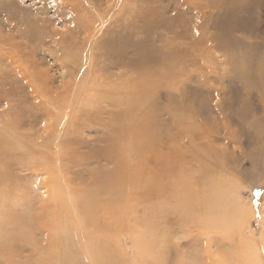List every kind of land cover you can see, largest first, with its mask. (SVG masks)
<instances>
[{
    "label": "rangeland",
    "instance_id": "374dc122",
    "mask_svg": "<svg viewBox=\"0 0 264 264\" xmlns=\"http://www.w3.org/2000/svg\"><path fill=\"white\" fill-rule=\"evenodd\" d=\"M209 1L203 0L204 3ZM236 3L234 1L224 5L220 11L219 23L223 25L226 21L235 20L241 26L243 24L240 22L254 25V38L252 35L243 34V31H240L242 34L238 36L244 53L251 55L250 61L255 73L252 74L261 78V69L255 64L260 55L264 57V6H258L260 0H249L248 5L243 8L232 6ZM191 4L193 5L192 0H0V102L4 101L0 103V121L5 120L3 117L7 120V123L0 122V128L2 127L4 133L8 131L6 135L9 139L6 141L12 146L11 155L15 158L12 161L15 163L13 167L17 164V169L12 168L9 176L0 173L3 176L0 175V183L7 192L0 191L4 193L6 200L11 196L4 213L6 220L11 218L12 214H27L29 207L38 211L40 206L36 205H42L45 199L49 201L46 189L41 188L39 184L43 179L36 177L32 170H25V165L33 167V162H37L28 159L29 152H33V149L39 150L38 152L45 151L52 164H56L60 158H56L57 145L54 144L62 142L68 152L69 166L65 173L71 185L66 184L67 181L65 182L59 173H56L59 175L57 179L62 181L64 189L66 185L75 188L84 184L89 187L95 174L113 168L106 160L96 157L97 152L105 150L110 144L100 139L111 134L110 122H115L118 113L129 109L138 118L143 117L150 108L165 119L173 118L175 114L181 119L186 116L190 123L194 121L196 133L211 141L212 149L210 147L207 150V146L199 147L195 159L189 162L190 164H181L183 173H180L179 181L187 189L186 192L198 196L204 194L206 184L210 185L214 193H224L227 200L237 203L239 210L234 208L230 210V215L226 216L229 224L227 230L214 227L201 229L199 221L206 218V213L199 210L203 209L202 203H197L196 211L183 219L182 213L174 211L178 206V199L167 196V201L159 198L156 199L157 202L152 200L154 204L149 201L136 206L128 214L130 217L126 218L129 221L125 220L128 223L121 221V228L117 227L121 233L111 232L109 239L103 237L102 233L94 234L99 236V239L109 240V245L113 244V250L121 249L117 256L123 257L120 262L122 264H145L137 250L146 244L155 249L156 257L162 258L164 264H246V259L252 251L257 252L259 263L264 264V134L254 137L255 132L250 131L254 126L248 128L246 123L249 124L250 121H245L250 116L241 119L236 113L246 103L249 93L252 94L251 104H244L243 110H247L251 115L250 110L253 109L256 113L257 109H261L258 105L259 98L256 96L258 92L255 87L242 84L234 76L228 64V55L223 57V53H217V47L214 50L217 52L212 55L215 60L211 61L212 64L206 63L203 57L206 54L203 55V52L207 51V45L198 29L200 27L196 25L197 20ZM217 12L211 13L210 27ZM231 25L235 23L231 22ZM256 37L258 39H255ZM113 47L117 48L114 50ZM15 51L18 54H15ZM67 54L70 56L66 57ZM20 55L24 57L21 58ZM89 62H93L94 68ZM164 63L172 64L173 69L164 72L161 68ZM10 64L13 65L12 68ZM90 65L96 72L89 71ZM26 66H31L33 74L37 72L35 80L42 84L40 88H43V92L36 83L31 84L30 71L19 70ZM26 72L29 76L24 78L28 83L23 80V74ZM87 74H95L101 84L93 82L92 87L91 84L82 82ZM107 80L110 85H120L122 81V86L125 85L126 89L116 86L112 96L108 92L110 86L104 85ZM26 83L28 85L24 86ZM262 86L264 88V82ZM90 94L94 96L89 98ZM44 96L55 98L44 102ZM206 97L207 101H202ZM47 110L51 112H46ZM84 110L89 113L91 110L92 114H86ZM95 117L97 122L94 121ZM251 117L253 124L256 122L253 119L255 116ZM10 119L14 126L10 125ZM224 122L228 130L222 129ZM79 125H88L91 128L89 131L80 132ZM46 129L49 131L45 132ZM229 131L239 140L238 144L237 141L227 142ZM66 151L58 153L57 157ZM16 152L19 156H16ZM75 157L88 159L72 165ZM204 157L208 159L206 163L202 161ZM212 157L221 161H213ZM167 181L163 180L162 186ZM16 199L18 201H15ZM25 201L27 205L20 206V203L26 204ZM30 201L33 203H29ZM150 205L156 207V213L151 215L152 220L149 216L148 219L145 217L149 215L146 211ZM1 207L0 205V214L5 209L4 206ZM148 221L152 228L147 229L150 226ZM32 228L30 226L29 232L35 250L47 247L50 243L49 236L36 226ZM141 233H147L144 235V244H139L137 239ZM30 247L24 246L25 250L20 252L19 256H16L15 252H0V264H33L35 254ZM75 253L78 254V249Z\"/></svg>",
    "mask_w": 264,
    "mask_h": 264
},
{
    "label": "bare ground",
    "instance_id": "6f19581e",
    "mask_svg": "<svg viewBox=\"0 0 264 264\" xmlns=\"http://www.w3.org/2000/svg\"><path fill=\"white\" fill-rule=\"evenodd\" d=\"M54 1H56V0H54ZM234 1H236L237 3L235 5H232V6H234L235 8H238V7L243 8L244 6L248 5L249 0H210L209 3H204L203 0L202 1L192 0L193 5L191 4L192 5L191 9L193 10V14L195 15V19L197 20L196 25L200 27L198 29H200V31L202 33V37L205 40V45H207V46H205L206 47L205 49H207V51L205 53L203 52V55L206 54L205 56H203L207 61L206 63H210L211 61L213 62L215 60L212 55H214V53L217 52V51H214L215 48L217 47L219 49V52H217V53H220V54L223 53L222 54L223 57L228 55L227 58L229 57V59H230V62L228 60V64L230 65L231 71L233 72L234 76L242 84L243 83L250 84L253 87H255V89L257 90L258 93H256V96H257V98H259L258 105H259V107H261V109L258 107L259 110L257 109L256 113L253 111V109L250 110V112L252 113L251 115L247 110H243L245 105H247V103L251 104L250 97L252 96V94L249 93V94H247L246 103H244L245 105L243 104V106L241 108H239L241 110H237L236 113L238 114V116L240 118L241 117L246 118V116H250V117H247L245 119V121H247V122L250 121L249 124L246 123V125H248V128L249 127L251 128L254 126V128L251 129L250 131H252V133L255 132L253 135L254 137H256V136L259 137L262 133L264 134V88L262 86L263 82H264V61H263L264 57H262L260 55L258 60H257V63L255 64V65L259 66V70L261 69V72H260L261 78H256L253 75L255 73H253L254 67L250 61L251 55L249 53H246V54L244 53L243 45H240V42H241L240 36H238L239 34H242V33H240V31H243V34L252 35L253 31L256 32L255 30H253L254 25L251 24L252 25L251 26L250 23H248V22H240L241 24H243V26H241L235 20L226 21L223 25H220V23H219L220 11H222V9L224 8V5L229 4V3H234ZM260 1H261V3H260V5L258 4V6L263 7L264 2L262 0H260ZM213 11H218V12L215 16H213L214 17L212 20L213 23L210 27L211 13H213ZM261 13H263V12H261ZM206 17H207V19L205 20L204 18H206ZM203 22H205L204 25H203ZM231 22H234L235 25H231ZM40 23H42V22H40ZM90 28H92V27H90ZM211 30L213 31V33H210ZM258 32H259V30H258ZM252 37H253V35H252ZM255 39H258V37H256ZM3 42H5V41H3ZM212 43L215 45L213 46ZM211 45L213 47H211ZM116 48H114V50ZM11 49H12V47H11ZM17 51H15V54H18ZM21 53H23V52H21ZM59 53H60V51H59ZM207 54H209V55H207ZM69 56H70V54L66 55V57H69ZM20 57L23 58L24 56L20 55ZM84 57H85V55H84ZM222 58H220V59H222ZM92 59H94V58H92ZM13 60H11V61H13ZM19 60H20V58H19ZM16 62H17V60H16ZM93 62H92V64H93ZM212 62H211V64H212ZM6 63H7V61H6ZM169 63H171V62H169ZM110 64H112V63H110ZM22 65H23V63L21 64V66ZM91 65H90L89 71L92 70V73L96 72L95 69H91L94 64L92 65V67H91ZM12 66L13 65H11L10 67L12 68ZM109 67H110V65H109ZM161 68L164 70V72L170 71L173 69L172 64L170 65L167 63H164L163 67H161ZM19 70H21V71L23 70V72L25 70L27 72L30 71L31 75L29 76V74H27V72H26V74L25 73L23 74V78H24V76L25 77L27 76V78H28V76L32 77L31 84L34 82L40 88V86L42 84L40 85V83L37 80H35V77L37 78V76L35 75V74H37V72H35V74H33L31 66H26V67H23L22 69H19ZM19 70H17V72ZM122 72H124V71H122ZM159 72H160V70H159ZM145 73H147V72H145ZM113 74H116V73H113ZM120 75H122V74H120ZM159 75H161V74H159ZM21 76H22V74H21ZM100 76H101V74H100ZM127 77H128V74H127ZM84 78L85 79L82 82L87 83V84H91L92 87H93V82L101 84V82H100L101 80H99L95 76V74H87L86 77H84ZM107 78H108V76H107ZM17 80L19 81V79H17ZM23 80H25V78ZM24 82H27V81L25 80ZM24 82H22V83H24ZM27 83L24 86L28 85ZM260 83H262V85H260ZM110 84L111 83L109 80H107L104 83L105 86H107V85L110 86V90L108 92L110 93V95L112 94V96H113V90L117 89L116 86H120L119 89H123L125 86V85L122 86L123 85L122 81H121L120 85H116V84L110 85ZM21 85H23V84H21ZM40 89H41V92H43V88L41 87ZM125 89H126V87L124 88V90ZM141 89H143V87ZM104 91L107 92V89H105ZM142 92H144V91L142 90ZM109 93H107V94L109 95ZM6 94H7V91H6ZM86 94H84V95H86ZM100 94H102V93H100ZM196 94L199 95L198 92ZM15 95H16V93H15ZM84 95H82V96H84ZM8 96H9V94H8ZM93 96H94L93 94H90L89 98H91ZM2 98L3 97H1V99ZM54 98L55 97H53V96H44L43 97L44 102H47V101L50 102V100H52ZM64 98H63V100H64ZM262 98H263V100H261ZM86 99H88V97H86ZM19 100H21V99H19ZM59 101L61 102L60 99H59ZM202 101L206 102L207 97L205 100L202 99ZM2 102H4V101H1L0 103H2ZM86 104L87 103H85V106H87ZM252 106H254V105H252ZM51 109H52V107H51ZM201 109H202V107H201ZM8 110H10L9 107H8ZM148 110H149L148 112H145L142 115L143 117L138 118L136 116V114L134 112L130 111V109H129L127 111H123L121 113H118L116 115L115 122L113 121L112 124L110 122L111 134L109 136H106V137L102 136L100 138L103 142L104 141L109 142L110 144L107 146V148L105 150H102L99 153L97 152L96 157L98 159L106 160L108 163L113 165V168L111 167L112 169H109V171H105V172L101 171V172H98L97 174H95L93 181L89 184V187H86L84 184H79L78 187H75V188L72 186H69L71 184L69 181H67V177H66L67 174L65 173V171H67L66 170L67 166H69L67 164V162H68L67 160H69V158L67 156L68 152L65 150V147L63 146L62 142L59 141V142L54 144L55 146L57 145L55 147L56 158H57V160H58V158H60V161H58L56 164H52V160H51L50 156L46 155L44 153L45 151L44 152H38L39 150L36 151L35 149H33L32 150L33 152H29L28 156H30V158L28 157V159H30V160L34 159L37 162H33V164H34L33 167H28L25 165V167H26L25 170H28V171L32 170L34 175H36V177L43 179V180L39 181V184H40L41 188L46 189V193H47L49 201H47V199H45L42 205L41 204L36 205V206H40V209L38 211H34L33 209H31V207H29V209H28L29 212L27 214H25V215H14V214H12L11 218L9 217L6 220V218H4V213H5L6 208H8V207H6V205H8L7 202L11 201L10 200L11 196H9L6 200L4 193L2 191H0V205L2 207L3 206L5 207V209L0 214V249H1L0 252H6V253L7 252H9V253L15 252L16 256L17 255L19 256L20 252L25 250L24 246L25 247L31 246L30 247L31 251H33L35 254L34 255L35 259L32 260L33 264H122L120 262H122L123 257L117 256L118 251L121 249L117 248L119 250H113L112 249L113 244L109 245V240H105L106 238H102L103 240L99 239V236H96L94 233H102L103 237H108V239H109L110 236H108V235L111 234V232H120L117 229V227H119V229L121 228V226H122L121 221L124 223L126 222L125 220L129 221L126 218H127V216L130 217V215H128V214L133 209H135L136 206H138L139 204L141 206V204L148 203L149 201H152V200L156 201V199H159V198L160 199L164 198L165 201H167V199H168L167 196L176 197L178 199V201L176 200L178 202L177 203L178 206L175 207L174 211L176 213H182L181 216H183V217H181L179 215L181 218H183V219L188 218L189 215H191V213L193 214L196 211L195 210L196 204L202 203L201 205L203 206V209H199V210H203L206 213V215H205L206 218L202 221H199V225H200L201 229H208L210 227H214V228H218L219 230H223V229L227 230V227L229 224L227 222L228 220H226V218H227L226 216L229 214L230 210H232L234 208H236V211L239 210L237 203L233 202V200H231V201L227 200L224 193L220 192L222 195H219L218 191H217V193H214L213 190H211L210 185H207V184L203 190V191L207 192V194H205V192H203L204 194H198V196H196V194L192 195V193L186 192L187 189H185L184 185L179 181V176H181L180 173L182 172L181 167H183V166H181V164L186 165L189 162L193 161L195 159V153L198 151L199 147L205 148V146H207L206 149L208 150V148H210L212 145L211 141L209 140V138L203 137L201 134L196 133V128L194 127V125H195L194 121H192L190 123L189 121H187L186 116L184 119L183 118L181 119V118H178V116L176 117L177 114H175L173 118L171 117V118L165 119V118H163L164 116H159L157 113H155V111L151 110L150 108H148ZM89 111H90V113L88 112V110L85 111V113L86 114H92L91 110H89ZM5 112H7V111H5ZM46 112H51V111L47 110ZM2 113H4V112H2ZM7 115H5V116L7 117ZM251 116H255V118H253V119L256 120V122H254L253 124L251 121V119H252ZM3 118L5 120H2V121L7 123L6 118L5 117H3ZM235 118H238V117H235ZM96 119L97 118L95 117L94 121H96ZM10 120H11V122H10V125H11L13 123H12V119H10ZM98 120L100 121V119H98ZM2 121H0V122H2ZM8 122H9V120H8ZM1 124H3V122ZM184 124L186 126H182ZM4 125H7V124H4ZM10 125H8V126H10ZM13 126H14V124H13ZM13 126H10V127H13ZM47 127H49V126H47ZM44 128H45V126H44ZM54 128H55V126H54ZM90 128H91V126H88V125H85V126L79 125V131L80 132H84L87 130L89 131ZM222 129L228 130V126L226 123L224 124V127ZM13 131H14V129H13ZM47 131H49V130L46 129L45 132H47ZM52 132H53V130L51 131V133ZM6 133H4L2 131V127H1L0 128V173L3 176L7 177L10 175V172L13 171L12 168H16L17 164L15 167H13V165H15V163H13L12 161H14L15 158L13 157V155H11L13 150L11 151L12 146H11V144H9V142L7 143V141H6V139H9V137L6 135ZM12 133H14V132H12ZM203 134H204V132H203ZM227 134H226L227 135L226 140L228 143H230V142L234 143L233 141H237V144L239 143V140H237L234 137L233 132L229 131V133H227ZM47 143L48 142L46 141V144ZM37 145H38V143H37ZM45 147H47V146H45ZM211 149H212V147H211ZM62 151H66V153L64 152L59 157H57V154L62 153ZM202 151H204V150H202ZM8 152H10V153L7 154ZM17 152H16V156H19L17 154ZM4 153L7 154V157H6V154L4 156ZM215 153H218V152L215 151ZM77 156H79V155H77ZM39 157L43 160H41ZM84 159L87 160L88 158H86V157L85 158L75 157V159H74L75 161L73 160L72 165H73V163L74 164L81 163L82 160H84ZM212 159H213V161H215V160H218L219 162L221 161L217 157H212ZM202 161H203V163L204 162L206 163L208 161V159L206 157H204L202 159ZM17 163H18V161H17ZM22 170H23V168H22ZM56 173H59L61 175L62 179L65 180V182L67 181L66 184H69V185H66L65 189H64V185L63 186L61 185L62 181H60V179H57V176H59V175ZM2 175H1V177H3ZM9 180H10V178H9ZM163 180H168V181H167V183L163 184V186H162ZM184 181H186V180H184ZM12 182H11V184H12ZM1 184L2 183H0V185ZM83 186L85 188H83ZM3 187H4V185L2 184L0 190L7 192L6 189ZM28 190H29V188H28ZM10 192L11 191H9V193ZM6 195L8 196V194H6ZM24 197H25V195H24ZM26 197H28V196H26ZM164 199L162 200V202L164 201ZM15 201H18V200L16 199ZM23 203H24V200H23ZM25 203L26 204L20 203V206L21 205L26 206L27 201H25ZM29 203H33V202L30 201ZM164 203H166V202H164ZM208 203H212V204L209 205ZM152 204H154V202ZM31 206H33V205H31ZM150 206L148 207L149 210L147 209V211H146L149 215L145 216V214H144V216L146 218L149 216L151 219V215L156 213L155 212L156 207L154 208V205L151 207ZM181 207H183L182 210H181ZM161 209L163 210L162 207H161ZM131 216L133 217L134 215H131ZM131 219H133V218H131ZM151 220H150V223H152ZM146 222H147V220H146ZM126 223H128V222H126ZM148 223H149V221H148ZM70 224L72 227L70 226ZM149 224H147V225H149ZM141 225H143V224H141ZM141 225H140V227H141ZM151 225L152 224H150V226L147 229H149L150 227L152 228ZM153 225H154V222H153ZM30 226H31V228L33 227L32 229H34L36 226L38 228V230H40L42 233L45 232V234L49 236L50 243L47 247L41 248L38 251L35 250L33 238L29 232ZM77 230H81V232L79 233V231H77ZM141 230H142V228H141ZM85 231H88V233H86ZM145 232H146V230H145ZM92 234H94L95 236L94 235L92 236ZM145 234L147 235V233H141L140 235H138L137 239L139 241V244L145 243V240H146V236H144ZM150 234L154 235L152 233H150ZM111 237H113V236H111ZM115 243L116 242H114V244ZM209 243H210V241H209ZM10 244H12V245H10ZM263 244H264V242H263ZM117 245L119 246V244H117ZM61 247H63L64 249H61ZM77 249H78V254L75 253ZM209 249H208V251H209ZM74 250H75V252H74ZM122 250H123V248H122ZM137 251H138L137 252L138 255L142 258V260L145 262V264L147 262L149 264H164L165 263V261L162 258L156 257L155 249L152 246H148L146 244V245H143L141 248H138ZM119 253H120V251H119ZM258 259H259V256H258L257 252L252 251L250 253V255L248 256V258L246 259V264H260ZM209 260L211 263V257H209ZM149 261H152V262H149ZM123 262H125V261H123Z\"/></svg>",
    "mask_w": 264,
    "mask_h": 264
}]
</instances>
